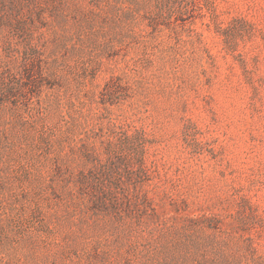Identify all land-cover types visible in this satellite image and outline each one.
<instances>
[{
	"label": "rangeland",
	"instance_id": "rangeland-1",
	"mask_svg": "<svg viewBox=\"0 0 264 264\" xmlns=\"http://www.w3.org/2000/svg\"><path fill=\"white\" fill-rule=\"evenodd\" d=\"M0 0V264H264V0Z\"/></svg>",
	"mask_w": 264,
	"mask_h": 264
},
{
	"label": "trees",
	"instance_id": "trees-1",
	"mask_svg": "<svg viewBox=\"0 0 264 264\" xmlns=\"http://www.w3.org/2000/svg\"><path fill=\"white\" fill-rule=\"evenodd\" d=\"M10 2H11V6H14L18 3V0H11Z\"/></svg>",
	"mask_w": 264,
	"mask_h": 264
}]
</instances>
